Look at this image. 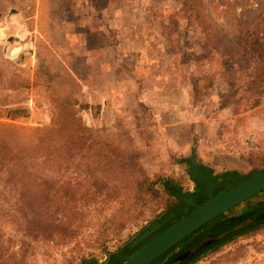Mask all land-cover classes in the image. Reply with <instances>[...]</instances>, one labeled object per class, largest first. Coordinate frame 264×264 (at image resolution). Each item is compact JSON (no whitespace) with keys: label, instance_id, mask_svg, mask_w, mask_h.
Segmentation results:
<instances>
[{"label":"rangeland","instance_id":"obj_1","mask_svg":"<svg viewBox=\"0 0 264 264\" xmlns=\"http://www.w3.org/2000/svg\"><path fill=\"white\" fill-rule=\"evenodd\" d=\"M6 4L0 23L15 14L21 38H0V264L131 255L174 222L165 188L196 185L189 150L214 172L264 170V11L236 15L210 0ZM160 73L163 92L141 95ZM251 132L258 147L242 144ZM258 206L264 193L226 215ZM189 264H264V226Z\"/></svg>","mask_w":264,"mask_h":264},{"label":"water","instance_id":"obj_2","mask_svg":"<svg viewBox=\"0 0 264 264\" xmlns=\"http://www.w3.org/2000/svg\"><path fill=\"white\" fill-rule=\"evenodd\" d=\"M10 12L13 13L15 10L11 9ZM190 165L189 178L198 184L201 193L207 199L198 204L192 194L185 195L179 189L174 190V198L185 206V215L175 220L131 255H126L122 264H152L208 222L219 215L227 214L253 196L264 192V170L257 171L244 179L234 175L237 182L232 186L223 187L211 182L210 169H206L197 159H194ZM188 209L191 210L188 211ZM170 217H173V214ZM153 232L154 229L143 232L131 242L128 248L132 249L149 238ZM187 255L186 253L182 257Z\"/></svg>","mask_w":264,"mask_h":264},{"label":"flooded vegetation","instance_id":"obj_3","mask_svg":"<svg viewBox=\"0 0 264 264\" xmlns=\"http://www.w3.org/2000/svg\"><path fill=\"white\" fill-rule=\"evenodd\" d=\"M194 158L195 155L192 154V156L188 157L189 160H187V164H186V169L187 171L191 168V163L194 162ZM206 169L209 170V168H207L205 166ZM257 171H262V170H254L252 172H248V173H238V172H224L222 175L217 174V172H214L213 170L209 171V173H211V182L215 185H222L223 187H228V186H232L234 185L237 180L234 179V175H237L240 179H244L247 176L257 172ZM195 183V182H193ZM175 188V187H173ZM201 192L200 191V187L198 186V184L196 183V185L194 184L193 186H191L190 188H188L187 191H185L184 193L181 191L182 194H192L195 201L199 204V202H201L200 198H198V193ZM264 193V192H262ZM261 193V194H262ZM203 196H205L203 194ZM206 197V196H205ZM207 198V197H206ZM202 203V202H201ZM244 203H242L241 205H243ZM239 205V206H241ZM185 207L183 206V213L184 212ZM258 210H261L264 214V206H258L256 208L251 207L250 209L247 210L246 213H257L260 212ZM174 213V212H173ZM174 221L177 220V218L175 217L173 219ZM252 219L249 218H243L241 221H251ZM163 221L159 220L156 221L154 223H152L147 229H153V228H159L162 225ZM196 232V231H195ZM219 234H216V231L214 230H209L206 234H199L195 237H190L187 240H182L179 244H177L175 247H173L171 250H169L167 253H165L163 256H161L160 260H163V263L161 264H189L192 261H194L195 259H197L199 256L202 255V253L204 251H207L208 248L215 243L218 239H219ZM150 240V239H149ZM148 240V241H149ZM148 241H146L145 243H147ZM170 252H173V254L171 256H168V258H165ZM188 254L187 256H185L184 258L182 257L184 254ZM129 255V251L126 250L125 252H121L120 254H118L116 256V258H112L109 261H107L104 264H116V262H121L123 260V258ZM158 260V259H157Z\"/></svg>","mask_w":264,"mask_h":264},{"label":"trees","instance_id":"obj_4","mask_svg":"<svg viewBox=\"0 0 264 264\" xmlns=\"http://www.w3.org/2000/svg\"><path fill=\"white\" fill-rule=\"evenodd\" d=\"M12 0H9V3H11ZM8 4H6L5 6H0V11L1 14L4 13L7 10ZM0 14V16H1ZM251 31H253L252 29H250ZM251 35H253L251 33ZM253 85H255V83L253 82ZM60 107V106H59ZM64 113H66L68 115L69 118H72V115L70 113V111H66L65 110V106L62 107V115H64ZM60 127V126H59ZM56 130L53 129L49 130V133H58V126L55 127ZM61 129H65L63 127H61ZM167 190V192L174 197V191L171 188H165ZM198 198L200 199H204V201L207 199L205 196H203V194L201 192L198 193ZM201 204V203H199ZM183 206L181 204V202L175 200L173 206L171 208H169L165 213L164 219L168 216L169 212H174L177 219H180L181 217H183L185 215V213H183ZM185 207V206H184ZM191 209H188V211H190ZM260 212L257 213H244L238 217H234V218H229L226 214L224 215H219L218 217H216L215 219H213L212 221H210L209 223H207L206 225H204L203 227H201L200 229H198L196 232H194L193 234H191L190 236H188L187 238H185L184 240H187L188 238L198 234L201 232V234L203 233H207L209 230H214L216 231V234H219V239L213 243L208 250L211 249H216L230 241H232L233 239H236L238 237L241 236H245L248 235L251 232H254L256 230H259L261 227L264 226V214L261 213V210H258ZM230 212V211H229ZM228 214V213H227ZM251 218V221H241L243 218ZM169 225L166 226H162V228L157 232L158 234L163 231L164 229H166L167 227H169ZM161 258H159L158 260L154 261L152 264L157 263V261H159Z\"/></svg>","mask_w":264,"mask_h":264},{"label":"crops","instance_id":"obj_5","mask_svg":"<svg viewBox=\"0 0 264 264\" xmlns=\"http://www.w3.org/2000/svg\"><path fill=\"white\" fill-rule=\"evenodd\" d=\"M131 46H132V42H131L129 47H131ZM163 77H164L163 73L157 74L155 76V86L153 88L145 87V88L139 89L140 94L141 95L144 94V91H145V93H149L150 92V93H154L156 96H159L163 91H162V89H160L158 82H159L160 79H163ZM189 92H190L189 88H187V90L186 89H181V90L179 89V91H178V93H184L185 95H188ZM145 100L146 99H144V98L140 99V101H145ZM140 103H144V102H140ZM168 104H171V103H166V105H168ZM166 107H167L168 110H171V108H172V106L171 107L166 106ZM258 140H259V135L257 133H255V132H251V133H249L248 135L245 136L244 141H243L242 144L245 147H247V146L248 147L249 146L252 147L253 145H256V147H258ZM194 146L196 147V145H194ZM189 151H190V153L186 155L187 156L186 158L192 156V154L195 155L193 153L194 149H193V151L192 150H189ZM198 158H201V156L200 157L198 156ZM203 165L205 166V164H203ZM249 165H251L250 162H248V161L245 162L244 161V162L238 164V167L241 170L247 171L250 168ZM235 167H237V166H234L233 164L232 165H227V167L223 168V170H221V171L218 170L219 172H217V173L227 172V171H235L234 170V169H236ZM236 172H238V171H236Z\"/></svg>","mask_w":264,"mask_h":264},{"label":"built area","instance_id":"obj_6","mask_svg":"<svg viewBox=\"0 0 264 264\" xmlns=\"http://www.w3.org/2000/svg\"><path fill=\"white\" fill-rule=\"evenodd\" d=\"M216 10H230L236 15L264 11V0H210Z\"/></svg>","mask_w":264,"mask_h":264},{"label":"bare ground","instance_id":"obj_7","mask_svg":"<svg viewBox=\"0 0 264 264\" xmlns=\"http://www.w3.org/2000/svg\"><path fill=\"white\" fill-rule=\"evenodd\" d=\"M17 16L14 14L11 16L10 21L7 23H0V38H3L5 36H8L9 34H14L15 37L21 38V35L17 33V30L15 27L12 26V24L15 22ZM18 48H14L11 50L10 54H15L17 53Z\"/></svg>","mask_w":264,"mask_h":264}]
</instances>
